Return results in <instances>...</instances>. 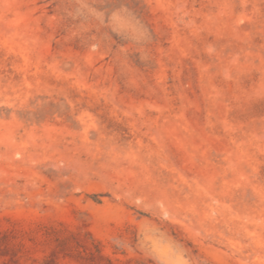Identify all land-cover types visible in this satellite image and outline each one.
<instances>
[{
	"label": "rangeland",
	"instance_id": "obj_1",
	"mask_svg": "<svg viewBox=\"0 0 264 264\" xmlns=\"http://www.w3.org/2000/svg\"><path fill=\"white\" fill-rule=\"evenodd\" d=\"M0 264H264V0H0Z\"/></svg>",
	"mask_w": 264,
	"mask_h": 264
}]
</instances>
